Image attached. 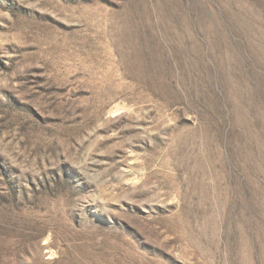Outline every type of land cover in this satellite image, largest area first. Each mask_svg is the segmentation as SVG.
Returning <instances> with one entry per match:
<instances>
[{"label":"rangeland","instance_id":"1","mask_svg":"<svg viewBox=\"0 0 264 264\" xmlns=\"http://www.w3.org/2000/svg\"><path fill=\"white\" fill-rule=\"evenodd\" d=\"M0 264H264V0H0Z\"/></svg>","mask_w":264,"mask_h":264}]
</instances>
